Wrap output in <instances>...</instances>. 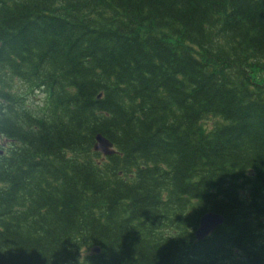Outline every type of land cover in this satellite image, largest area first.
<instances>
[{
  "label": "trees",
  "instance_id": "16d2710c",
  "mask_svg": "<svg viewBox=\"0 0 264 264\" xmlns=\"http://www.w3.org/2000/svg\"><path fill=\"white\" fill-rule=\"evenodd\" d=\"M0 150V264H264V0H0Z\"/></svg>",
  "mask_w": 264,
  "mask_h": 264
},
{
  "label": "water",
  "instance_id": "95a60500",
  "mask_svg": "<svg viewBox=\"0 0 264 264\" xmlns=\"http://www.w3.org/2000/svg\"><path fill=\"white\" fill-rule=\"evenodd\" d=\"M93 150L99 152L104 156L112 155L115 153L112 142L101 134H97L95 142L93 144ZM224 221V217L214 212L204 213L198 220L197 228L194 231V237L196 240H202L208 236L216 227L221 225ZM93 252H98V249L94 248Z\"/></svg>",
  "mask_w": 264,
  "mask_h": 264
},
{
  "label": "clouds",
  "instance_id": "9594fccd",
  "mask_svg": "<svg viewBox=\"0 0 264 264\" xmlns=\"http://www.w3.org/2000/svg\"><path fill=\"white\" fill-rule=\"evenodd\" d=\"M218 119L219 117L215 116L210 112L205 113L201 116L200 120L198 121V125L204 132H211L214 122Z\"/></svg>",
  "mask_w": 264,
  "mask_h": 264
},
{
  "label": "rangeland",
  "instance_id": "374dc122",
  "mask_svg": "<svg viewBox=\"0 0 264 264\" xmlns=\"http://www.w3.org/2000/svg\"><path fill=\"white\" fill-rule=\"evenodd\" d=\"M21 93V94H24L26 92L25 88H23L22 86H16L15 88V93ZM41 93L39 92L35 97L34 99H36L35 101H37L38 99H41Z\"/></svg>",
  "mask_w": 264,
  "mask_h": 264
},
{
  "label": "bare ground",
  "instance_id": "6f19581e",
  "mask_svg": "<svg viewBox=\"0 0 264 264\" xmlns=\"http://www.w3.org/2000/svg\"><path fill=\"white\" fill-rule=\"evenodd\" d=\"M96 137V136H95ZM94 142H95V139H94Z\"/></svg>",
  "mask_w": 264,
  "mask_h": 264
}]
</instances>
